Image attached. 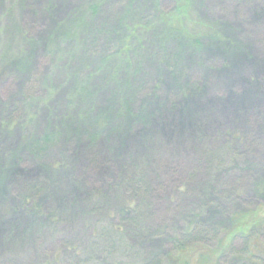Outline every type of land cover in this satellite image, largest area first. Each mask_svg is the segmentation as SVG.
<instances>
[{"label":"rangeland","instance_id":"374dc122","mask_svg":"<svg viewBox=\"0 0 264 264\" xmlns=\"http://www.w3.org/2000/svg\"><path fill=\"white\" fill-rule=\"evenodd\" d=\"M258 205L168 264H264V0H0V264L128 262L190 208L223 236Z\"/></svg>","mask_w":264,"mask_h":264},{"label":"trees","instance_id":"16d2710c","mask_svg":"<svg viewBox=\"0 0 264 264\" xmlns=\"http://www.w3.org/2000/svg\"><path fill=\"white\" fill-rule=\"evenodd\" d=\"M184 4H181V6L176 7V10L171 13L165 15L163 18L164 21H173L175 20L176 22L180 21L184 23L183 16L184 14ZM181 7V8H180ZM89 10L91 13H96V5H89L88 6ZM191 28V27H190ZM188 27V29H190ZM188 29L183 30L184 35L189 32ZM205 30L211 29V27L204 26ZM188 30V31H187ZM232 148L234 149V146L232 145H227V147L224 148V151L220 154V151L214 150L209 152V155H207L205 162H207L209 165H214L218 164L220 161V157L227 155L228 152L232 153ZM226 153V154H225ZM211 167V166H210ZM218 168V167H217ZM221 167H219L220 169ZM131 176H138L136 179H134L133 183V188L134 191L136 192L137 195L139 196H144L146 195L147 189H148V179L147 175H142L141 172H135ZM240 177L238 176V179ZM258 186V185H256ZM139 206V204H138ZM260 206H255V208L251 210H246V212H241V211H235L232 213L230 216L229 220L231 222L230 227L227 229L228 231L224 232V235L221 236V229H216L213 228L210 222L207 221L206 217H203V215L194 212L193 209H188L184 213V217L182 218L184 221V224L175 226L172 232H170V243H171V248L168 250H162L160 252L156 253H148V254H140L138 250L135 251V253L132 255L127 256L129 257L128 262H124L122 260L116 261L115 259L112 258L109 262L106 261L104 258L102 261L97 262L98 264H165L168 260H174V259H179L180 261L185 260L188 257H193V255L198 254V256L204 257L211 259L212 256L215 254H218L221 247L222 243L224 241V237L227 235H232L231 236V242H233L234 239L236 238H243L246 239L248 236H250L256 228L261 224L262 218L259 217L260 213ZM120 229V228H119ZM115 231H119L115 229ZM114 231V232H115ZM103 234V235H102ZM102 235V237H101ZM199 235H203L200 237ZM108 236L107 232L104 230L100 234V236H97V238H105ZM108 238H105L106 244L108 243ZM216 239V245L212 248L209 245L205 244L204 242H208L210 239ZM230 242V245H231ZM198 243V244H197ZM202 243V244H201ZM201 244L200 246H198ZM112 252H115V246L111 245ZM192 245H196L193 247V251L191 254H187V250H189V247ZM114 246V247H113ZM96 247L98 248V252L92 253V250H95L94 244H92L87 250H82L81 255L79 254L78 256L74 257L73 261L77 258L76 262L74 264H88L89 261L94 260V255L97 256L99 259V254L102 252L99 250V244H96ZM134 248H139L138 246H133ZM108 248V247H107ZM140 250H144V248H139ZM90 250V252H88ZM82 256L85 257L82 258ZM223 256V254L220 255V257ZM102 257V256H101ZM257 256L256 254H252L250 258L246 259L242 264H247L246 262L252 263L250 260L255 259ZM258 261H261L262 258L258 257ZM97 260V259H96ZM196 262H200L199 258L197 259ZM96 263V262H95Z\"/></svg>","mask_w":264,"mask_h":264}]
</instances>
